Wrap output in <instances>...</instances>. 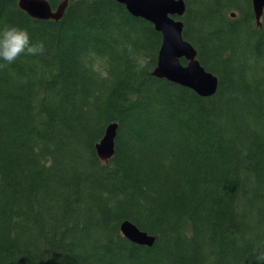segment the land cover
Segmentation results:
<instances>
[{
    "label": "trees",
    "instance_id": "trees-1",
    "mask_svg": "<svg viewBox=\"0 0 264 264\" xmlns=\"http://www.w3.org/2000/svg\"><path fill=\"white\" fill-rule=\"evenodd\" d=\"M184 1L182 35L219 80L212 97L156 77L161 33L115 0H70L59 21L0 0V27L46 46L0 61V264H253L264 16L259 27L253 0ZM111 123L105 163L97 144ZM126 221L154 246L126 238Z\"/></svg>",
    "mask_w": 264,
    "mask_h": 264
},
{
    "label": "water",
    "instance_id": "water-1",
    "mask_svg": "<svg viewBox=\"0 0 264 264\" xmlns=\"http://www.w3.org/2000/svg\"><path fill=\"white\" fill-rule=\"evenodd\" d=\"M124 5L129 13L152 23L162 35V46L154 75L181 86L187 87L199 96L211 97L216 94L219 81L212 73L205 71L197 58V52L191 43L185 40L184 23L180 19L186 14L184 0H115ZM69 0H64L57 9H53L48 0H19V6L29 16L39 20L59 21L63 18ZM258 26L262 25L264 0H253ZM178 17L179 19H176ZM181 59L188 63L183 65ZM118 124H109L105 136L97 145L101 161L108 163L115 155V140ZM122 234L133 243L152 247L155 237L140 231L134 224L124 222Z\"/></svg>",
    "mask_w": 264,
    "mask_h": 264
},
{
    "label": "clouds",
    "instance_id": "clouds-1",
    "mask_svg": "<svg viewBox=\"0 0 264 264\" xmlns=\"http://www.w3.org/2000/svg\"><path fill=\"white\" fill-rule=\"evenodd\" d=\"M45 51V43L34 41L27 29L13 25L0 27V61L11 65L18 57H35ZM252 257L253 264H264V245L254 247Z\"/></svg>",
    "mask_w": 264,
    "mask_h": 264
},
{
    "label": "bare ground",
    "instance_id": "bare-ground-1",
    "mask_svg": "<svg viewBox=\"0 0 264 264\" xmlns=\"http://www.w3.org/2000/svg\"><path fill=\"white\" fill-rule=\"evenodd\" d=\"M64 1V0H63ZM236 1V0H235ZM238 1V0H237ZM69 2H70V0H69ZM227 2V1H226ZM241 3V2H240ZM244 3V2H243ZM232 4V3H231ZM245 4H247L246 2H245ZM69 5V4H68ZM239 5V4H238ZM235 6V5H234ZM236 7V6H235ZM235 7H233V8H235ZM242 7V6H241ZM218 11V10H217ZM220 11V10H219ZM217 14V13H216ZM218 15V14H217ZM39 20V19H38ZM233 27V26H232ZM197 29V28H196ZM197 32V31H196ZM203 32V31H202ZM197 34V33H196ZM206 38V37H205ZM235 40H236V38H234ZM256 39V38H255ZM208 40V39H207ZM210 40H211V38H210ZM214 40V39H213ZM219 40V39H218ZM230 40V39H229ZM253 40H254V38H253ZM212 41V40H211ZM252 41V40H251ZM206 42V41H205ZM213 44V43H212ZM253 44V43H252ZM209 45V44H208ZM218 45H219V43H218ZM203 46V45H202ZM231 46V45H230ZM220 47V46H219ZM226 47V46H225ZM235 47V46H234ZM204 48V47H203ZM210 48V47H209ZM228 48V47H227ZM219 49V48H218ZM220 50H222V49H220ZM202 52V51H201ZM231 52V51H230ZM235 59H236V57H235ZM255 100H256V98H255ZM107 104V103H106ZM116 104V103H115ZM260 111V110H259ZM264 112V111H263ZM263 114V113H262ZM157 116V115H156ZM137 120V119H136ZM138 121V120H137ZM260 157V156H259ZM258 159V158H257ZM254 161V160H253ZM126 222H129V221H126ZM130 223H132V222H130ZM133 224V223H132ZM135 225V224H134ZM136 226V225H135ZM137 227V226H136ZM138 228V227H137ZM140 231H142L140 228H138ZM142 232H144V231H142ZM146 233V232H145ZM148 235H150V234H148ZM150 236H152V237H155V242H156V236H154V235H150ZM155 244V243H154ZM154 246V245H153ZM152 246V247H153Z\"/></svg>",
    "mask_w": 264,
    "mask_h": 264
}]
</instances>
